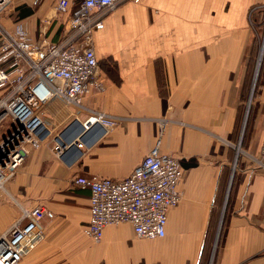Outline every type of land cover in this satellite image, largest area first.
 I'll list each match as a JSON object with an SVG mask.
<instances>
[{
  "label": "crops",
  "instance_id": "1",
  "mask_svg": "<svg viewBox=\"0 0 264 264\" xmlns=\"http://www.w3.org/2000/svg\"><path fill=\"white\" fill-rule=\"evenodd\" d=\"M263 9L264 0H141L103 18L93 41L104 91L88 90L84 110L46 102L38 115L50 138L0 190V233L22 209L45 210V239L20 264H264V164L231 160L242 58L252 16ZM56 30L47 27L45 38L60 42ZM91 111L120 120L104 136L83 138L88 146L55 156L53 138ZM9 133L1 129L0 142ZM158 142L184 171L165 237L138 238L128 223L105 227L99 242L85 237L89 191L72 179H124Z\"/></svg>",
  "mask_w": 264,
  "mask_h": 264
},
{
  "label": "built area",
  "instance_id": "2",
  "mask_svg": "<svg viewBox=\"0 0 264 264\" xmlns=\"http://www.w3.org/2000/svg\"><path fill=\"white\" fill-rule=\"evenodd\" d=\"M22 1L0 0V15L9 5ZM140 1L29 0V7L36 11L10 27L0 24V129L5 124L12 129L5 142H0V190L24 163L29 150L38 149L50 138L51 132L38 115L46 102L58 98L84 110L82 99L88 90L104 91L94 31L119 4ZM48 8L53 12L51 18ZM51 19L56 25L63 20V37L58 43L45 38ZM119 120L91 111L84 123L75 120L64 134L53 138V154L61 157L71 144L79 149L82 143L88 146L83 138L93 141L104 136ZM155 121L160 131L168 123L164 118ZM183 174L180 161L162 154L158 142L124 179L74 177V186L89 191V221L83 234L99 242L105 227L128 223L138 238H164L168 211L181 200ZM44 216L41 207L21 210L17 220L0 233V264H20L39 248L45 239Z\"/></svg>",
  "mask_w": 264,
  "mask_h": 264
},
{
  "label": "rangeland",
  "instance_id": "3",
  "mask_svg": "<svg viewBox=\"0 0 264 264\" xmlns=\"http://www.w3.org/2000/svg\"><path fill=\"white\" fill-rule=\"evenodd\" d=\"M21 6L30 8L29 0H24L21 3L14 2L9 5L0 15V24L4 27H10L13 21L19 20L16 8ZM31 10L36 11L33 9ZM47 13V17L51 18L53 12L50 8L47 9ZM251 20V27L253 30L251 46L247 50L246 55L242 58V70L239 74L241 94L237 107V131L236 135L231 139L234 143L235 151L240 143L238 155L237 151L235 156L234 154L231 155V160L237 155V162L235 165L239 167L242 166L243 162L254 166L255 164L258 166L264 164V89L262 87L264 76V9L260 12H256ZM62 21L61 19V23L56 25L55 21L51 19L50 23L47 25L49 31H51L53 27H57L56 33H54L55 36L58 34L62 35L64 32ZM40 25L37 19L36 26L39 27ZM35 36L37 38V32ZM253 85V95L250 99ZM247 111L246 123L243 128V121ZM5 126L6 124L3 128L12 131L10 127L7 128Z\"/></svg>",
  "mask_w": 264,
  "mask_h": 264
},
{
  "label": "trees",
  "instance_id": "4",
  "mask_svg": "<svg viewBox=\"0 0 264 264\" xmlns=\"http://www.w3.org/2000/svg\"><path fill=\"white\" fill-rule=\"evenodd\" d=\"M16 10L18 12V19L25 18V17H27V16H29V15L32 14V10L29 9V8H27V7H22L21 6V7L16 8ZM237 119H238V111H237ZM237 119H236L235 129H234V131H233V133L231 135V139L233 138V136L236 135V131H237ZM194 164H195V161H192L190 163V165H194Z\"/></svg>",
  "mask_w": 264,
  "mask_h": 264
},
{
  "label": "water",
  "instance_id": "5",
  "mask_svg": "<svg viewBox=\"0 0 264 264\" xmlns=\"http://www.w3.org/2000/svg\"><path fill=\"white\" fill-rule=\"evenodd\" d=\"M259 62H260V60H259ZM257 72V71H256ZM253 90H254V85H253V87H252V90H251V94H250V99H251V97H252V95H253ZM247 114H248V111L246 112V115H245V118H244V121H243V128H244V126H245V123H246V118H247ZM13 133H15V130H13ZM4 142H5V139L3 140ZM74 147H77V146H74ZM239 147H240V143L238 144V146H237V155H238V152H239ZM72 149H74L75 150V148H72ZM73 151V150H72ZM71 150H70V152H72Z\"/></svg>",
  "mask_w": 264,
  "mask_h": 264
}]
</instances>
